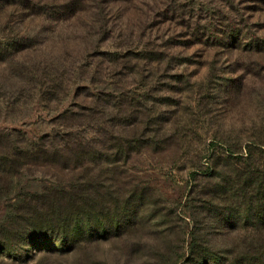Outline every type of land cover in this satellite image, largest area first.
Segmentation results:
<instances>
[{
	"label": "rangeland",
	"instance_id": "1",
	"mask_svg": "<svg viewBox=\"0 0 264 264\" xmlns=\"http://www.w3.org/2000/svg\"><path fill=\"white\" fill-rule=\"evenodd\" d=\"M30 1L0 0V71L6 70L14 54L54 65L64 77L60 86L63 93L50 102L34 96L25 103L12 104L1 102L0 97V134L7 137L17 130L31 143L42 135L58 132L73 140L90 137L87 127L73 125L87 121L65 117L64 113L69 109L80 112L79 103H88L92 100L90 94H94L98 99L91 118L101 126H97L100 133L117 135L124 129L128 137L136 134V140L141 139L125 167L127 181L144 187L152 203L147 211L134 217L130 232L120 237L113 234L96 240L85 235L74 248L45 245L37 249L19 242L13 243L15 251L4 250L3 244L15 239H10V231L19 222L13 209L19 200L43 189L51 192L55 182L61 187L73 184L80 174V170L60 166L23 165L12 169L13 175L0 179V264H264V252L257 250L264 249V231L262 246L255 243V234L249 230L241 234L224 230V236L215 231L206 234L210 248L204 252L193 248V222L185 207L187 191L193 185L187 179L188 168L195 154L206 149L213 134H222V142L242 144L258 127L264 133V0H191L197 8L213 11V30L217 28L214 32L221 44L175 50V54L181 53L179 56L195 63L171 68L162 60L155 67L130 54L146 43L156 46L160 43L156 40L170 29L180 31L178 23L151 20L166 0H141L135 5L121 2L117 8L111 5L112 13L101 22L102 28L92 13L94 7L79 18L55 23L29 15L31 10L26 4ZM36 1L44 4L57 0ZM208 22L200 20L201 24ZM229 30L235 31L234 35ZM27 34L31 40L19 41ZM157 56L151 53L149 58ZM246 74L248 88L236 91L232 81ZM198 93L206 95L199 99ZM195 106H203L206 113H193ZM151 113L178 120L169 127L177 138L169 143L163 138L149 150L143 143L147 136L144 121L152 119ZM104 120L111 125L104 124ZM65 124L73 127L65 129ZM211 229L223 232L218 227Z\"/></svg>",
	"mask_w": 264,
	"mask_h": 264
},
{
	"label": "trees",
	"instance_id": "2",
	"mask_svg": "<svg viewBox=\"0 0 264 264\" xmlns=\"http://www.w3.org/2000/svg\"><path fill=\"white\" fill-rule=\"evenodd\" d=\"M140 1L57 0L39 4L36 0H31L26 7L31 10L29 15L55 23L79 18L90 7H94L92 13L102 28L101 22L111 15L112 6L117 8L121 2L135 5ZM145 1L147 0L143 3ZM179 2H162L163 6L155 10L151 20L157 19L156 22L160 24L178 23L180 31L170 29L166 36L156 40L160 42L156 46L146 43L140 50L131 51L132 56L155 67L162 60L171 68L175 65L195 63L189 57L179 56L181 53L175 54V50L185 51L197 44H221L214 32L217 28L213 30L216 27L211 13L213 11L202 6L197 8L191 0ZM184 7L187 10H184ZM200 20L209 22L201 24ZM234 32L229 30L228 33L234 35ZM23 37L25 38H20L19 41L31 40L28 34ZM16 45L19 47L21 44L17 42ZM252 47L255 49V46ZM20 50L19 47L17 51ZM151 53L158 56L150 59ZM15 55L10 58L6 70L0 71L1 102L25 103L34 96L50 102L51 98L56 99L57 94L63 93L60 86L64 77L58 67L38 61L31 62ZM117 55L120 54H114L111 59L115 61ZM127 55L126 52L124 56ZM242 79L232 81L234 89L238 92L248 88V74ZM188 81L190 83V80ZM172 83L169 84L173 86ZM202 83L194 81V84ZM90 95L92 100L89 104L85 101L79 103L83 112L75 113L69 109L64 113L65 117L75 116L77 121H87L73 125L87 127L92 133L90 137L73 140L66 137L68 134L58 132L42 135L36 142L31 143L17 130L6 134L7 137L0 134L1 180L3 175H13L12 169H19L23 165L54 168L60 166L69 171L80 170L75 183L65 184L71 189L69 192L66 191V186L61 187L60 183L55 182L51 186L53 192L43 189L19 200L13 207L18 213L16 219L19 222H16L10 231V239H15L14 242L3 244L4 250L15 251L13 243L19 242L37 249H43L45 245H70L74 248L75 243L81 241L85 235H91L89 237H95L96 240L108 239L113 234L120 237L130 232L129 226L133 224L134 217L150 207L152 201L146 198V189L129 183V174L125 169L142 143L141 139L136 140L139 139L136 134L128 137L124 129L117 135H107L105 131L100 133L98 129H101V126L91 118L98 97ZM205 95L206 93H198V98H204ZM102 103L107 104L106 101ZM104 104H100L102 108L105 107ZM262 106L264 107V100ZM193 110V113H206L203 106H195ZM102 113L106 114L104 109ZM154 115L155 113H151L152 119L144 121L147 136H144L143 143L149 150L155 149L163 138H166L164 141L167 143L177 138V135L170 132L169 127L178 119ZM103 123L111 125L109 120H104ZM73 125L65 124L64 127L70 129ZM249 137L241 144L228 140L222 142V134H213L206 149L195 154V161H192L188 168L187 179L193 185L187 191L185 207L193 222L190 240L193 248H197L199 252L210 248V242L206 238L210 231L224 236V230L239 234L249 230L255 234V243L263 245L260 242L264 231V133H261V127ZM203 158L206 162L201 163ZM183 213H187L186 210H183ZM211 227L221 228L223 232L220 233ZM208 228L210 230L206 231ZM243 238L245 239V236ZM257 250L258 253L264 252L262 248Z\"/></svg>",
	"mask_w": 264,
	"mask_h": 264
}]
</instances>
